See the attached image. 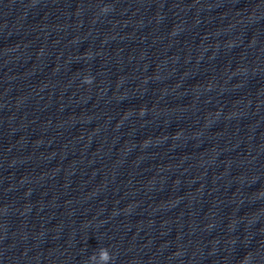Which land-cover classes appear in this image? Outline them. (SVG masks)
Segmentation results:
<instances>
[{
    "label": "clouds",
    "instance_id": "1",
    "mask_svg": "<svg viewBox=\"0 0 264 264\" xmlns=\"http://www.w3.org/2000/svg\"><path fill=\"white\" fill-rule=\"evenodd\" d=\"M91 79L90 78H86L85 79V83H91ZM100 254L103 256V260L105 262V264H110V262L112 261L113 257L111 256V254L109 253L107 248H102L100 250Z\"/></svg>",
    "mask_w": 264,
    "mask_h": 264
}]
</instances>
